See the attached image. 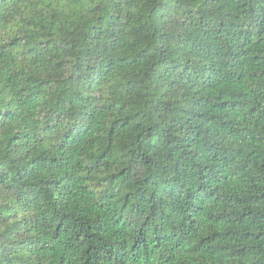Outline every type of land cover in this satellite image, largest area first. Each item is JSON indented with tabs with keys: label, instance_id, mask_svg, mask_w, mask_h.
Returning <instances> with one entry per match:
<instances>
[{
	"label": "trees",
	"instance_id": "16d2710c",
	"mask_svg": "<svg viewBox=\"0 0 264 264\" xmlns=\"http://www.w3.org/2000/svg\"><path fill=\"white\" fill-rule=\"evenodd\" d=\"M0 264H264V0H0Z\"/></svg>",
	"mask_w": 264,
	"mask_h": 264
}]
</instances>
